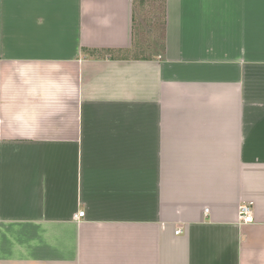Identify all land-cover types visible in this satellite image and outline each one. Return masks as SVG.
Instances as JSON below:
<instances>
[{
  "label": "crops",
  "instance_id": "obj_1",
  "mask_svg": "<svg viewBox=\"0 0 264 264\" xmlns=\"http://www.w3.org/2000/svg\"><path fill=\"white\" fill-rule=\"evenodd\" d=\"M0 264H264V0H0Z\"/></svg>",
  "mask_w": 264,
  "mask_h": 264
},
{
  "label": "rangeland",
  "instance_id": "obj_2",
  "mask_svg": "<svg viewBox=\"0 0 264 264\" xmlns=\"http://www.w3.org/2000/svg\"><path fill=\"white\" fill-rule=\"evenodd\" d=\"M152 17H154L156 19V21H157V19H158L157 16H153L152 14H147L144 17V23L146 24L147 18L148 19H152ZM156 24H153V23H150V24H147V25L143 24V26L146 28V30L141 35L143 43L144 44L146 43L147 46H149L152 50L153 49L157 50V48L160 45V41H161L160 36L162 35L161 34V32H162L161 31L162 30L161 26H159L158 23H156Z\"/></svg>",
  "mask_w": 264,
  "mask_h": 264
},
{
  "label": "built area",
  "instance_id": "obj_3",
  "mask_svg": "<svg viewBox=\"0 0 264 264\" xmlns=\"http://www.w3.org/2000/svg\"><path fill=\"white\" fill-rule=\"evenodd\" d=\"M85 216V211H79L75 213L74 218L80 220ZM238 220L240 223H251L254 221L253 214V204L252 203H243L239 206ZM181 230H178L177 233H180Z\"/></svg>",
  "mask_w": 264,
  "mask_h": 264
},
{
  "label": "trees",
  "instance_id": "obj_4",
  "mask_svg": "<svg viewBox=\"0 0 264 264\" xmlns=\"http://www.w3.org/2000/svg\"><path fill=\"white\" fill-rule=\"evenodd\" d=\"M108 52L111 54L110 50H109ZM112 56H113V55H112Z\"/></svg>",
  "mask_w": 264,
  "mask_h": 264
}]
</instances>
